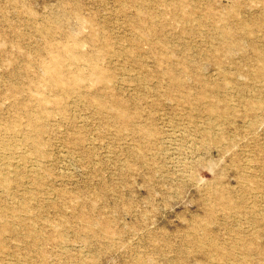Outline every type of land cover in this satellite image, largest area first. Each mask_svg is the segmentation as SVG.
I'll use <instances>...</instances> for the list:
<instances>
[{"label":"rangeland","instance_id":"rangeland-1","mask_svg":"<svg viewBox=\"0 0 264 264\" xmlns=\"http://www.w3.org/2000/svg\"><path fill=\"white\" fill-rule=\"evenodd\" d=\"M0 264H264V0H0Z\"/></svg>","mask_w":264,"mask_h":264}]
</instances>
